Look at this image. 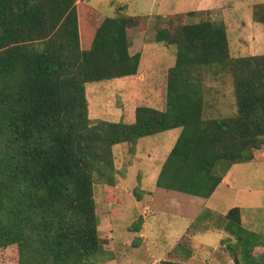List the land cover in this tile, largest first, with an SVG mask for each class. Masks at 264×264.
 <instances>
[{
    "label": "trees",
    "instance_id": "trees-1",
    "mask_svg": "<svg viewBox=\"0 0 264 264\" xmlns=\"http://www.w3.org/2000/svg\"><path fill=\"white\" fill-rule=\"evenodd\" d=\"M187 14L195 11L171 14L156 32L177 46L166 108L138 105L129 123L92 120L86 87L138 73L134 16H107L86 0H0L2 264H96L103 247L94 184L114 182L116 144L135 152L140 138L181 128L157 186L202 198L222 181L219 162L254 159L264 145V53L232 56L224 24L187 23ZM253 18L264 24V4ZM206 74L232 77L236 113L206 116ZM226 217L239 242L229 244L236 264H264V243L242 225L241 207Z\"/></svg>",
    "mask_w": 264,
    "mask_h": 264
},
{
    "label": "rangeland",
    "instance_id": "rangeland-1",
    "mask_svg": "<svg viewBox=\"0 0 264 264\" xmlns=\"http://www.w3.org/2000/svg\"><path fill=\"white\" fill-rule=\"evenodd\" d=\"M92 2L107 16L118 12L136 18L137 24L129 29L130 51L141 53L136 75L87 84L92 120L130 123L138 105L166 108L168 72L176 63L177 46L158 42L156 32L173 13L195 11L185 15L187 23L207 19L224 24L234 57L264 53V24L253 18L256 5L264 0ZM204 85L206 116L236 113L231 76L206 74ZM180 131L178 127L142 137L135 152L126 142L113 146L114 182L96 179L94 184L103 247L96 264H236L229 244L239 242L224 226L226 213L235 206L241 207L242 225L264 243V145L252 161L219 162L222 181L209 198H202L157 186ZM140 218L143 223L136 231Z\"/></svg>",
    "mask_w": 264,
    "mask_h": 264
},
{
    "label": "crops",
    "instance_id": "crops-1",
    "mask_svg": "<svg viewBox=\"0 0 264 264\" xmlns=\"http://www.w3.org/2000/svg\"><path fill=\"white\" fill-rule=\"evenodd\" d=\"M86 1H88L89 3H92L93 4V2H92V0H86ZM94 5V4H93ZM118 14H120V13H118V12H115V14H114V16H116V15H118ZM136 109V108H135ZM135 109L133 110V112H132V115H131V119H135ZM135 121V120H134ZM133 121V122H134ZM131 123V122H130ZM181 132V131H180ZM180 134V133H179ZM179 134H178V136H179ZM177 136V137H178ZM226 224V223H225ZM225 226V225H224Z\"/></svg>",
    "mask_w": 264,
    "mask_h": 264
}]
</instances>
